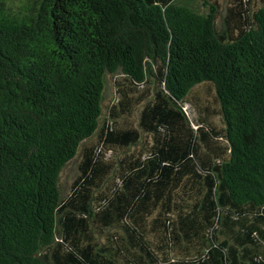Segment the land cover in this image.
<instances>
[{
    "label": "trees",
    "instance_id": "16d2710c",
    "mask_svg": "<svg viewBox=\"0 0 264 264\" xmlns=\"http://www.w3.org/2000/svg\"><path fill=\"white\" fill-rule=\"evenodd\" d=\"M202 1L0 0V264H264V0ZM201 83L222 128L184 108Z\"/></svg>",
    "mask_w": 264,
    "mask_h": 264
},
{
    "label": "rangeland",
    "instance_id": "374dc122",
    "mask_svg": "<svg viewBox=\"0 0 264 264\" xmlns=\"http://www.w3.org/2000/svg\"><path fill=\"white\" fill-rule=\"evenodd\" d=\"M194 7H196L200 12L206 11L202 0H188ZM219 4L220 17L224 16L227 11L237 10L239 7L238 2L244 1L248 13L250 14L257 7L261 5L260 0H216ZM220 24V19L218 20ZM128 81L124 78V75L120 72L116 74L105 75V88L103 92V111L101 120L108 116V111L111 106L117 105L120 99V89L128 87ZM147 87L150 84L146 85ZM134 96H137L140 91L145 90V86L140 87ZM188 103L184 105V108L188 116L192 119L196 125V119L202 118L203 126H208L210 128H222L223 123L219 114V105L214 95L213 87L206 83L197 84L193 87L192 91L187 97ZM141 104L133 102L130 111L118 118V126H132L136 127L138 112ZM95 141V137L85 140L84 143L90 144ZM222 142V141H220ZM223 143V142H222ZM120 153V150H114L112 152L107 151L105 156L107 158H115ZM80 161V149L74 158H72L62 169L59 177V186L62 197H66L70 191L74 180L79 174V164ZM100 238V236H99Z\"/></svg>",
    "mask_w": 264,
    "mask_h": 264
}]
</instances>
